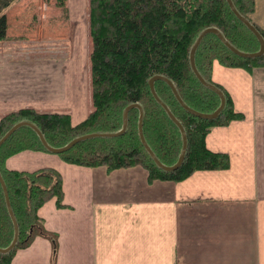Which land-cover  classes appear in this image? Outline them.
<instances>
[{
    "label": "crops",
    "instance_id": "1",
    "mask_svg": "<svg viewBox=\"0 0 264 264\" xmlns=\"http://www.w3.org/2000/svg\"><path fill=\"white\" fill-rule=\"evenodd\" d=\"M69 1L63 56L23 58L0 41V117L32 107L66 112L76 124L91 110L85 3ZM254 3L251 19L264 28V0ZM210 76L243 114L205 137L207 148L228 154L225 169L149 181L140 165L108 171L34 150L7 157L9 169H56L65 204L51 198L38 209L56 236L55 259L51 240L36 236L8 264H264V66L247 71L214 60Z\"/></svg>",
    "mask_w": 264,
    "mask_h": 264
},
{
    "label": "trees",
    "instance_id": "2",
    "mask_svg": "<svg viewBox=\"0 0 264 264\" xmlns=\"http://www.w3.org/2000/svg\"><path fill=\"white\" fill-rule=\"evenodd\" d=\"M17 1L0 0V41L8 37L6 13ZM55 1L67 18V0ZM232 3L264 38V28L251 19L254 0H232ZM87 14L92 105L87 116L72 124L66 112L20 108L0 117V138L14 124L27 121L39 129L49 146L59 148L81 135L119 131L125 107L138 103L142 108V133L147 145L162 164L173 165L182 148V134L153 96L149 79L154 75L169 79L185 105L210 113L218 108L219 97L199 82L190 64V50L198 35L206 28L215 27L236 49L245 52L259 49L257 38L234 15L226 0H88ZM194 60L205 81L223 92L225 104L216 118H199L183 108L165 81L154 82L158 98L185 131V155L177 169L159 168L141 144L140 112L136 107L128 112L123 134L88 138L57 155L68 163L102 165L108 171L140 165L147 170L149 181H178L196 170L227 168L228 154L207 148L205 137L211 127L242 119L243 114L234 109L228 91L212 81L211 65L217 60L228 67L251 71L264 66V53L251 59L239 57L215 34L208 33L197 47ZM22 150L51 153L29 126L19 127L0 146V174L17 224L15 245L8 252H0V264L10 263L15 252L29 246L36 236L51 240L52 261L56 257V236L44 228L38 209L51 198L58 208L65 207L62 177L52 167L34 171L7 168L6 158ZM13 236L14 224L0 183V247H7Z\"/></svg>",
    "mask_w": 264,
    "mask_h": 264
},
{
    "label": "rangeland",
    "instance_id": "3",
    "mask_svg": "<svg viewBox=\"0 0 264 264\" xmlns=\"http://www.w3.org/2000/svg\"><path fill=\"white\" fill-rule=\"evenodd\" d=\"M69 2L67 0L68 17L66 18L64 10L56 5L55 0H18L6 13L8 37L1 41L2 44L10 50L17 46V54L23 58H28V55L31 58L41 59L63 56L70 47L72 35L68 12ZM71 2L85 3L88 58L91 47L88 32V0H71ZM80 11L79 8L78 12Z\"/></svg>",
    "mask_w": 264,
    "mask_h": 264
},
{
    "label": "water",
    "instance_id": "4",
    "mask_svg": "<svg viewBox=\"0 0 264 264\" xmlns=\"http://www.w3.org/2000/svg\"><path fill=\"white\" fill-rule=\"evenodd\" d=\"M228 6L230 7L231 11L234 13V15L254 34V36L257 38L258 40V43H259V49L257 51H253V52H245V51H240L238 49H236L235 47H233L224 37L223 35L221 34V32L215 28V27H209V28H206L204 29L197 37L196 41L194 42L193 46L191 47V50H190V64H191V67H192V70L195 74V76L197 77V79L199 80V82L204 85L205 87L209 88L210 90L214 91L218 97H219V100H220V103H219V106L217 109H215L213 112H210V113H203V112H198L194 109H191L190 107H188L187 105H185L182 100L180 99L173 83L161 76V75H154L152 76L150 79H149V87H150V90L153 94V96L155 97V99L160 102L162 104V106L165 108V110L167 111L169 117L171 118V120L179 127L180 131H181V134H182V148H181V151H180V154L178 156V159L177 161L173 164V165H170V166H167V165H164L162 164L157 158L156 156L154 155V153L151 151V149L149 148V146L147 145L145 139H144V136H143V133H142V108L141 106L138 104V103H133V104H130L128 105L127 107H125V109L123 110V114H122V127L119 131L117 132H114V133H90V134H85V135H81V136H78L74 139H72L70 142H68L66 145L62 146V147H59V148H54V147H51L47 144L46 140L44 139L43 135L41 134V132L39 131V129L32 123L30 122H27V121H21V122H18L16 124H14L9 130H7V132L0 138V146L3 144V142L14 132L16 131L19 127L21 126H29L31 127L35 132L36 134L38 135L42 145L51 153L53 154H60V153H63L67 150H69L71 147H73L76 143L82 141V140H85V139H88V138H92V137H99V136H104V137H113V136H119L121 134L124 133L125 129H126V126H127V121H128V112L130 109L136 107L139 109V112H140V118H139V136H140V140H141V144L143 145V147L146 149V151L149 153L150 157L152 158V160L154 161V163L159 167L161 168L162 170L164 171H173L175 169H177L183 162V159H184V155H185V150H186V145H187V140H186V135H185V131L182 127V125L179 123V121L176 119V117L171 113V111L166 107V105H164L160 99L158 98L157 94H156V91L154 89V82L156 80H163L165 81L169 86L170 88L172 89L176 99L178 100V102L183 106L184 109H186L188 112H190L191 114L199 117V118H203V119H206V120H212L214 118H216L218 116V114L220 113V111L223 109L224 107V104H225V98H224V94L223 92L217 87L215 86L214 84L212 83H208L207 81H205V79L199 74V72L197 71L196 69V66H195V60H194V55H195V51L197 49V47L199 46L202 38L208 34V33H213L215 34L220 40L221 42L231 51L233 52L235 55L239 56V57H242V58H247V59H251V58H256L260 55H262L264 53V38L262 37V35L259 33V31L255 28V26L246 18H244L243 16H241L237 10L235 9L233 3H232V0H226ZM0 183L2 185V188H3V191H4V194H5V197H6V203H7V207H8V210H9V214H10V217L13 221V224H14V236H13V239L11 241V243L5 247V248H1L0 247V252H8L10 251L14 245H15V242H16V239H17V224H16V220H15V217L13 215V212H12V209H11V206H10V203H9V198H8V192H7V189H6V186H5V183H4V180L0 174Z\"/></svg>",
    "mask_w": 264,
    "mask_h": 264
}]
</instances>
